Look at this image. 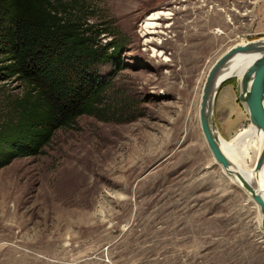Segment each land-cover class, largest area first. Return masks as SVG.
<instances>
[{"label": "rangeland", "instance_id": "obj_1", "mask_svg": "<svg viewBox=\"0 0 264 264\" xmlns=\"http://www.w3.org/2000/svg\"><path fill=\"white\" fill-rule=\"evenodd\" d=\"M64 1L121 52L101 67L100 112L0 166V264H264V215L214 162L199 118L215 61L264 37V0ZM158 11L170 14L146 36ZM22 90L0 81V116ZM239 93L230 77L215 99L228 140L252 124Z\"/></svg>", "mask_w": 264, "mask_h": 264}, {"label": "trees", "instance_id": "obj_2", "mask_svg": "<svg viewBox=\"0 0 264 264\" xmlns=\"http://www.w3.org/2000/svg\"><path fill=\"white\" fill-rule=\"evenodd\" d=\"M105 33L70 1L0 0V81L23 86L0 116V166L40 154L56 131L101 111V67L121 52Z\"/></svg>", "mask_w": 264, "mask_h": 264}, {"label": "bare ground", "instance_id": "obj_3", "mask_svg": "<svg viewBox=\"0 0 264 264\" xmlns=\"http://www.w3.org/2000/svg\"><path fill=\"white\" fill-rule=\"evenodd\" d=\"M169 14L170 13L166 11H158L151 14L143 24L144 34H146V36H148L149 34L152 35L157 34L159 32V28L161 27V25L158 24L156 20L162 19V17L168 16ZM151 40H153V38H149L148 41ZM257 40L258 41L261 40L260 42H264V37ZM257 40L247 41V42L246 41L237 42L231 47H229L228 50L225 53H223L219 58L223 57L224 55H226L235 48H239L240 46L250 44ZM256 57L257 55L251 52H239L236 53L231 58L230 61L225 60L224 62L221 63L219 69L216 71V73L212 77V80L210 81L211 99L209 104V122L214 129L213 132L217 138V142L221 153L225 154V156L232 163V167L235 168L236 170H239L248 179L251 186L255 188L260 194H262L264 198V165L261 170H256L255 167L262 152V149L264 147V132L261 129L257 128L256 125L252 123L249 125V127H244V126L241 127L240 133L233 140H228L220 133L219 130H217V127L215 125V117H214V104L217 96L216 86L224 79H228L230 77H237L241 88V81L244 71L253 62V60ZM214 64L212 65V67L214 66ZM201 100H202V96H201ZM200 107H201V102H200ZM199 118H200V108H199ZM214 162L216 164L221 165L224 174L228 178L234 180L235 182H238L242 186V184L236 178L231 177L227 174L226 170L223 168V164H224L223 160H215L214 158ZM255 183H258V186H256ZM249 195L252 198L250 193ZM257 205L261 210L260 205L259 204ZM261 212L264 215V212L262 210Z\"/></svg>", "mask_w": 264, "mask_h": 264}, {"label": "water", "instance_id": "obj_4", "mask_svg": "<svg viewBox=\"0 0 264 264\" xmlns=\"http://www.w3.org/2000/svg\"><path fill=\"white\" fill-rule=\"evenodd\" d=\"M260 41L257 40L250 44L235 48L223 57L217 59L216 63L209 72L203 89L200 107V122L206 142L215 160H223V168L226 170L227 174L236 178L242 184L243 188L251 194L252 198L260 205L261 210L264 212V198L262 194L253 188L248 179L239 170L233 168L229 159L225 156V154L221 153L217 138L213 132L214 129L209 122V104L211 99L210 81L212 80V77L219 69L221 63L225 60L230 61L231 58L239 52H251L256 54L257 57L244 71L239 99L246 104L251 122L264 132V42ZM225 80L226 79L221 81L216 86V94H218V91ZM263 165L264 147L256 163V170H261Z\"/></svg>", "mask_w": 264, "mask_h": 264}, {"label": "crops", "instance_id": "obj_5", "mask_svg": "<svg viewBox=\"0 0 264 264\" xmlns=\"http://www.w3.org/2000/svg\"><path fill=\"white\" fill-rule=\"evenodd\" d=\"M215 105V104H214Z\"/></svg>", "mask_w": 264, "mask_h": 264}]
</instances>
